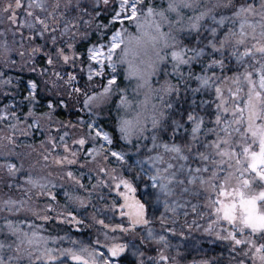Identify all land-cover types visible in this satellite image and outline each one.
I'll return each instance as SVG.
<instances>
[{
  "label": "snow or ice",
  "instance_id": "obj_1",
  "mask_svg": "<svg viewBox=\"0 0 264 264\" xmlns=\"http://www.w3.org/2000/svg\"><path fill=\"white\" fill-rule=\"evenodd\" d=\"M0 97V264H264V0H4Z\"/></svg>",
  "mask_w": 264,
  "mask_h": 264
},
{
  "label": "trees",
  "instance_id": "obj_2",
  "mask_svg": "<svg viewBox=\"0 0 264 264\" xmlns=\"http://www.w3.org/2000/svg\"><path fill=\"white\" fill-rule=\"evenodd\" d=\"M12 74L14 76L22 77L24 80L28 79L29 76L31 75L28 72H23V73L13 72ZM20 99L21 98L19 96L15 98L16 101H20ZM0 101L8 102V101H13V100L11 97L7 99H5L4 97H0ZM78 115L82 116L83 113H77V111L75 110H65L63 108H58L55 113V119L63 120L65 122H68V121L75 122ZM35 134H37V136L34 135L32 137L22 138L24 140V143H34L36 145H39L40 140L43 138V136L41 135L40 132H36ZM142 192H143V189L141 190V194ZM190 218L191 217H188L189 220H191ZM200 222L203 223V221H200ZM188 233L190 234V237H188L186 242L196 243L197 241H195L194 239L201 238V240H203L205 243L202 246H199L201 247V250H199L200 252L196 254H194L195 252H181L180 251L181 256H182L181 264H194V262H196V264H199V262L202 260H213V259H219V260H223L227 262L230 259L232 254L226 242L218 241L214 237L208 236L204 232L201 233V229L193 228L192 231L190 232L186 231L185 235L187 236ZM200 234L203 236H199ZM77 235L81 236L82 239L84 238L85 240L91 238V233L89 232L78 233ZM182 238L183 237L172 238V242L176 240L179 241Z\"/></svg>",
  "mask_w": 264,
  "mask_h": 264
},
{
  "label": "rangeland",
  "instance_id": "obj_3",
  "mask_svg": "<svg viewBox=\"0 0 264 264\" xmlns=\"http://www.w3.org/2000/svg\"><path fill=\"white\" fill-rule=\"evenodd\" d=\"M3 2H4V0H0V3H3ZM11 75H13V74L11 73ZM121 79H123V77H121ZM11 102H13V101H8V102L6 101L5 103H11ZM16 102H19V101H16ZM35 136H37V134H35ZM23 142H24V140H23ZM58 198L61 201H63V193H62V191L59 193ZM189 217H191L190 219L193 218L191 215ZM202 232L203 231L201 230V233ZM199 236H203V235L200 234ZM79 237L82 238L81 236H79ZM188 237H190L189 233H188L187 236L185 235L181 240H179V241L176 240V241H174L172 243H173V245L179 246V251H181V252H195L194 254L200 252L199 250H201V247H199V246H202L205 242L203 240H201V238L194 239L195 241H197L196 243H194V242H186ZM189 243H191V244H189Z\"/></svg>",
  "mask_w": 264,
  "mask_h": 264
}]
</instances>
